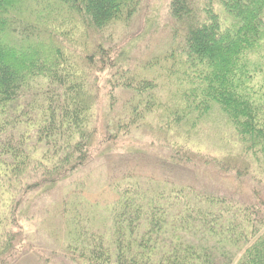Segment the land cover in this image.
Masks as SVG:
<instances>
[{
	"label": "trees",
	"instance_id": "1",
	"mask_svg": "<svg viewBox=\"0 0 264 264\" xmlns=\"http://www.w3.org/2000/svg\"><path fill=\"white\" fill-rule=\"evenodd\" d=\"M149 1L0 0V191L48 192L150 118L178 164L240 179L264 162V0H171L172 44L125 69L114 35ZM216 110L236 153L188 147ZM119 175L112 203L65 204L76 264H264L256 193ZM13 234L0 233V264L22 258Z\"/></svg>",
	"mask_w": 264,
	"mask_h": 264
},
{
	"label": "rangeland",
	"instance_id": "2",
	"mask_svg": "<svg viewBox=\"0 0 264 264\" xmlns=\"http://www.w3.org/2000/svg\"><path fill=\"white\" fill-rule=\"evenodd\" d=\"M170 1L150 0L147 11H141L128 29L116 28L113 44L122 41L117 46L122 51L119 62L125 69L139 68L146 59L172 44V22L168 15ZM108 105L109 100L105 98L101 105L104 123L111 120ZM224 117L221 112L212 111L211 117L192 135L188 147L217 157L236 153L238 147L233 131ZM147 123L142 129L118 140L113 148L100 147L89 164L48 192L0 191V233L10 231L14 237L16 232L19 233L14 244L17 247L21 244L20 250L23 249L22 258L14 264H76L75 256L66 250L76 242L66 227L68 212L65 204L73 209L76 203L82 207L112 203L115 195L109 185L124 172L193 186L240 203H251L256 193L264 202V162L255 164L251 172L240 179L223 177L204 167L178 164L168 147L157 141L159 136L154 131V119L150 118ZM33 143L31 141L30 145ZM40 151L38 149L37 153Z\"/></svg>",
	"mask_w": 264,
	"mask_h": 264
}]
</instances>
